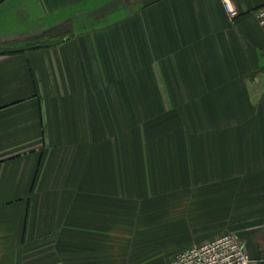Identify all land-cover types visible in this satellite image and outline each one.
<instances>
[{"label":"crops","instance_id":"crops-1","mask_svg":"<svg viewBox=\"0 0 264 264\" xmlns=\"http://www.w3.org/2000/svg\"><path fill=\"white\" fill-rule=\"evenodd\" d=\"M230 1L0 0V264H264V0Z\"/></svg>","mask_w":264,"mask_h":264},{"label":"built area","instance_id":"built-area-1","mask_svg":"<svg viewBox=\"0 0 264 264\" xmlns=\"http://www.w3.org/2000/svg\"><path fill=\"white\" fill-rule=\"evenodd\" d=\"M222 3L230 18L238 16L230 0H222ZM255 16L264 34V5L255 10ZM251 261L238 238L225 232L179 252L170 264H251Z\"/></svg>","mask_w":264,"mask_h":264}]
</instances>
